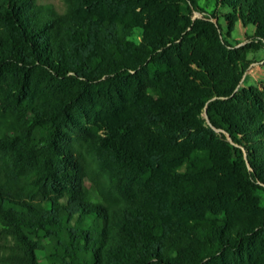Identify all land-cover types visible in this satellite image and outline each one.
I'll return each instance as SVG.
<instances>
[{"label":"trees","instance_id":"obj_1","mask_svg":"<svg viewBox=\"0 0 264 264\" xmlns=\"http://www.w3.org/2000/svg\"><path fill=\"white\" fill-rule=\"evenodd\" d=\"M64 5L0 0V264H264V0Z\"/></svg>","mask_w":264,"mask_h":264},{"label":"rangeland","instance_id":"obj_2","mask_svg":"<svg viewBox=\"0 0 264 264\" xmlns=\"http://www.w3.org/2000/svg\"><path fill=\"white\" fill-rule=\"evenodd\" d=\"M39 3H50L58 12L64 10V0H38ZM224 11L221 9L218 16V22L221 25L222 37L234 48L239 47L245 43H248L252 39L253 27L241 25L239 22L234 23L231 30L227 29V23L222 17ZM219 13V12H218ZM194 16H199L195 13ZM134 39H139V33L136 32L133 36ZM263 52L249 50L245 53V60L248 65L241 77L240 87L247 88L250 86L257 87L258 84L264 80V66L261 61ZM39 264H50L42 256H39Z\"/></svg>","mask_w":264,"mask_h":264}]
</instances>
